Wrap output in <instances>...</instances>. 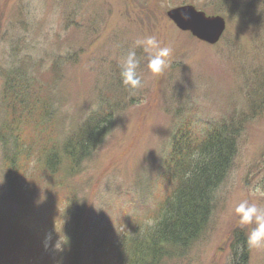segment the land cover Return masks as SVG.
<instances>
[{"label":"rangeland","instance_id":"1","mask_svg":"<svg viewBox=\"0 0 264 264\" xmlns=\"http://www.w3.org/2000/svg\"><path fill=\"white\" fill-rule=\"evenodd\" d=\"M184 5L223 18L215 45L167 18ZM149 35L173 49L169 67L152 74L142 59L143 86L120 92L121 57L133 48L143 57L136 41ZM13 68L50 88L54 110L43 123L53 126L58 155L97 111L101 92L117 112L111 132L87 160L71 170L61 158V170L42 177L49 181L31 168L25 172L31 181L25 176L11 188L0 146V264H62L68 250L78 252L82 264H115L108 250L121 237L115 231L127 237L137 221L152 226L149 216L164 192L159 175L179 121L239 114L244 123L236 157L208 228L186 255L166 263L230 264L232 233L245 235L251 227L241 226L235 206L248 200L264 207V194L253 191L264 188V0H0V133L4 79ZM4 134L0 144L13 136ZM72 196L82 210L73 231L62 214ZM248 264H264V249L251 248Z\"/></svg>","mask_w":264,"mask_h":264},{"label":"trees","instance_id":"2","mask_svg":"<svg viewBox=\"0 0 264 264\" xmlns=\"http://www.w3.org/2000/svg\"><path fill=\"white\" fill-rule=\"evenodd\" d=\"M25 59L21 64L26 63ZM25 72L24 69L13 68L5 75L1 100L6 111L1 129L13 135L6 143L1 140L0 144L11 188L16 186L17 179L23 180L25 176L28 182L31 181L32 175L25 173L31 168L38 169L40 181L52 180L63 167L61 158L69 169H77L111 132L117 112L108 102V92H101L102 100L97 111L69 135L58 155L50 140L53 126L50 122L43 123L54 110L51 100L47 99L50 88ZM52 74L50 71L49 75ZM124 86L120 82L118 90L124 92ZM253 96L257 97V93ZM185 119L179 121L172 134L166 162L159 175L164 192L159 195L157 208L149 216L152 226L141 225L143 221H137L133 223L132 235L127 237L115 231L121 237L112 239L108 243L109 248L106 244L115 264H166L170 259L178 260L183 253L189 252L208 228L216 195L236 157L237 140L243 130L244 119L239 114L209 121L189 116ZM23 129L26 136L21 132ZM4 133L0 134L5 136ZM43 176L52 177L45 179ZM76 207L73 196L62 204L65 226H70L72 231L77 227L82 212ZM58 210L51 209V212ZM229 248L230 264H248L251 248L239 229L232 233ZM68 251L63 255L62 264H82L78 252Z\"/></svg>","mask_w":264,"mask_h":264},{"label":"clouds","instance_id":"3","mask_svg":"<svg viewBox=\"0 0 264 264\" xmlns=\"http://www.w3.org/2000/svg\"><path fill=\"white\" fill-rule=\"evenodd\" d=\"M185 17L188 18L187 13ZM136 47L142 50L143 57L138 56L135 48L127 51L121 57L119 73L122 84L133 90L143 86L142 78L138 74L142 59L148 71L152 74H161L169 67V59L173 54V49L170 46H162L154 35L137 40ZM253 191L264 194V188L259 186ZM234 213L238 216L241 226H251L245 234L247 246L253 249H264V207L243 200L235 206ZM63 244L61 243L57 248H61Z\"/></svg>","mask_w":264,"mask_h":264},{"label":"water","instance_id":"4","mask_svg":"<svg viewBox=\"0 0 264 264\" xmlns=\"http://www.w3.org/2000/svg\"><path fill=\"white\" fill-rule=\"evenodd\" d=\"M185 13L188 18L185 17ZM166 16L178 30L189 33L196 40L210 46L219 41L225 29L221 18L207 17L191 6L171 9Z\"/></svg>","mask_w":264,"mask_h":264}]
</instances>
